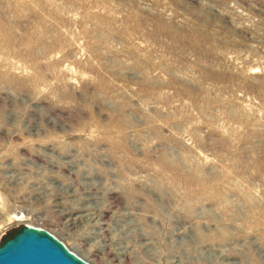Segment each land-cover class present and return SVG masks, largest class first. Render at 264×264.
Instances as JSON below:
<instances>
[{"label": "rangeland", "instance_id": "1", "mask_svg": "<svg viewBox=\"0 0 264 264\" xmlns=\"http://www.w3.org/2000/svg\"><path fill=\"white\" fill-rule=\"evenodd\" d=\"M93 264H264V0H0V246Z\"/></svg>", "mask_w": 264, "mask_h": 264}, {"label": "water", "instance_id": "2", "mask_svg": "<svg viewBox=\"0 0 264 264\" xmlns=\"http://www.w3.org/2000/svg\"><path fill=\"white\" fill-rule=\"evenodd\" d=\"M0 264H93L46 229L25 226L0 246Z\"/></svg>", "mask_w": 264, "mask_h": 264}, {"label": "trees", "instance_id": "3", "mask_svg": "<svg viewBox=\"0 0 264 264\" xmlns=\"http://www.w3.org/2000/svg\"><path fill=\"white\" fill-rule=\"evenodd\" d=\"M13 237H14V236H13ZM6 241H7V240H6ZM6 241H5V242H6ZM5 242H4V243H5ZM4 243H3V244H4ZM3 244H2V245H3Z\"/></svg>", "mask_w": 264, "mask_h": 264}]
</instances>
